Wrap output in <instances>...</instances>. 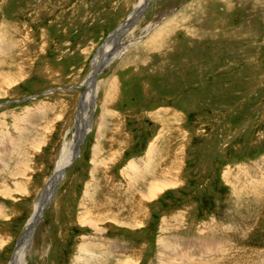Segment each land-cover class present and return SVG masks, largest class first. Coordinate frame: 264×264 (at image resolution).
Returning <instances> with one entry per match:
<instances>
[{
  "label": "rangeland",
  "instance_id": "rangeland-1",
  "mask_svg": "<svg viewBox=\"0 0 264 264\" xmlns=\"http://www.w3.org/2000/svg\"><path fill=\"white\" fill-rule=\"evenodd\" d=\"M139 1L0 0V264L74 138L97 47ZM139 16L95 71L93 128L24 264H264V0Z\"/></svg>",
  "mask_w": 264,
  "mask_h": 264
},
{
  "label": "bare ground",
  "instance_id": "bare-ground-1",
  "mask_svg": "<svg viewBox=\"0 0 264 264\" xmlns=\"http://www.w3.org/2000/svg\"><path fill=\"white\" fill-rule=\"evenodd\" d=\"M145 1L146 0H140L139 1L138 5H136L137 7L132 12V15L127 19V22L120 27L121 30L118 31L115 36H113L112 38H110V40L107 41V43L101 49L100 55H98V57L95 59L93 67H92V71L90 73V76L83 83L88 89L81 99V102H80V105L78 108V112H77V116L75 118L74 128L76 129V133H73L74 138L72 137L71 139L64 140L62 152L59 156V159H58L56 168L54 170V173L52 174V176L47 181L46 186L43 188L40 196L38 197V199L35 202L34 213L32 214V216L30 217L26 226L24 227L23 233L21 234V236L18 240V246H17L16 252L14 253V255L12 257L10 264H24L25 263L27 251L29 248V244L31 243V238H32L33 231H34L35 227L40 222L45 210L51 204V201L57 192L59 183L61 182V180L64 177V174H65L67 167L72 165V163L74 162L76 157L79 155V152H80L79 148L82 144V141L86 138V135L93 128V107H94L95 98L97 95V84H96L97 83V74H95V71H98V69L100 67H104L106 65L105 64L106 62L102 63L101 61H102V57H103L104 53L109 50V47H111V45H113L115 42L117 43V45H119V43L122 40V39L120 40V38L126 33V31H130V29L132 28V26L135 23V20L138 18V16L141 13L143 14V12L147 9L146 7H144ZM148 30L149 29L146 30L147 31L146 33H148L150 31V30L149 31ZM112 51H113V55H114V52L115 51L117 52V49L114 50V48H112ZM34 144L36 145L37 143L35 142ZM38 147H39V145H38ZM24 154L25 153L23 152V155ZM24 159H25V157H24ZM19 165H20V162H19ZM162 186L163 185H161L159 182L154 183L152 186L150 185V188H149L150 191H149V195L147 196V198L150 199V198L155 197L157 192L159 193V191L162 190L161 189ZM169 248L170 247L167 244H165V246L163 247L162 253H161V257L164 258L165 260L169 261V262H174L175 258L173 260H171V257H169V255L172 254V251H174V250L170 251L171 249H169ZM81 249H82V251L86 252L85 249H87V245L86 246L83 245L81 247ZM167 250L170 251V254H169V252H166ZM163 252L165 253V255H163ZM176 253H177V251H176ZM178 263H180V262H178ZM119 264H131V263L129 261H124V262H119Z\"/></svg>",
  "mask_w": 264,
  "mask_h": 264
},
{
  "label": "water",
  "instance_id": "water-1",
  "mask_svg": "<svg viewBox=\"0 0 264 264\" xmlns=\"http://www.w3.org/2000/svg\"><path fill=\"white\" fill-rule=\"evenodd\" d=\"M151 1H152V0H146L145 3H144V7L148 8V6L150 5ZM120 30H121L120 28L114 30L112 33H110V34L107 36V38L104 40V42H103L101 45H99V46L97 47V49H96V51H95V53H94V56H93V60H94V58H97L98 55H100V53H101V49L104 47V45L107 43V41L110 40V38H112L113 36H115V35L117 34V32L120 31ZM110 64H111V63H110ZM110 64L105 65L104 68L107 67V66H109Z\"/></svg>",
  "mask_w": 264,
  "mask_h": 264
}]
</instances>
